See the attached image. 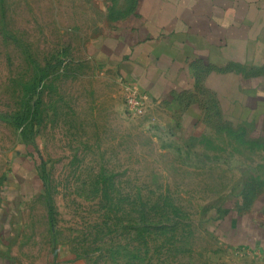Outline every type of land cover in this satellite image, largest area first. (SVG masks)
Segmentation results:
<instances>
[{"label":"rangeland","instance_id":"rangeland-1","mask_svg":"<svg viewBox=\"0 0 264 264\" xmlns=\"http://www.w3.org/2000/svg\"><path fill=\"white\" fill-rule=\"evenodd\" d=\"M135 5L0 0V264H264V47L134 113L91 46Z\"/></svg>","mask_w":264,"mask_h":264},{"label":"crops","instance_id":"crops-1","mask_svg":"<svg viewBox=\"0 0 264 264\" xmlns=\"http://www.w3.org/2000/svg\"><path fill=\"white\" fill-rule=\"evenodd\" d=\"M91 47L150 104L205 112L212 76L235 75L264 47V0H137Z\"/></svg>","mask_w":264,"mask_h":264},{"label":"built area","instance_id":"built-area-1","mask_svg":"<svg viewBox=\"0 0 264 264\" xmlns=\"http://www.w3.org/2000/svg\"><path fill=\"white\" fill-rule=\"evenodd\" d=\"M134 93L128 97V105L131 112L143 113V101H147V97L141 95L137 90H133Z\"/></svg>","mask_w":264,"mask_h":264},{"label":"trees","instance_id":"trees-1","mask_svg":"<svg viewBox=\"0 0 264 264\" xmlns=\"http://www.w3.org/2000/svg\"><path fill=\"white\" fill-rule=\"evenodd\" d=\"M213 94L215 95L217 101L219 102L220 99H219V97L217 96V93H216V92H213ZM219 103H220V102H219ZM161 229H162V228H160V231H161Z\"/></svg>","mask_w":264,"mask_h":264}]
</instances>
